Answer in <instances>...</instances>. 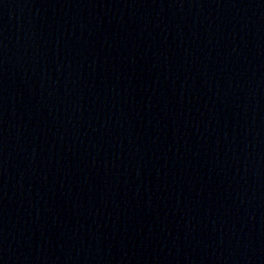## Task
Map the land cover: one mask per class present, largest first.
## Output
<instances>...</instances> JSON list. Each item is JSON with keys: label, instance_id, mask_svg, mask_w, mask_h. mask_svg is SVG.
<instances>
[{"label": "water", "instance_id": "1", "mask_svg": "<svg viewBox=\"0 0 264 264\" xmlns=\"http://www.w3.org/2000/svg\"><path fill=\"white\" fill-rule=\"evenodd\" d=\"M0 264H264V0H0Z\"/></svg>", "mask_w": 264, "mask_h": 264}]
</instances>
